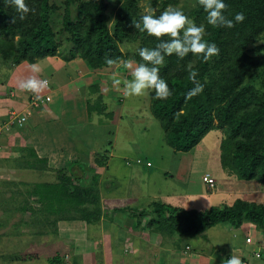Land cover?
<instances>
[{"label":"trees","instance_id":"16d2710c","mask_svg":"<svg viewBox=\"0 0 264 264\" xmlns=\"http://www.w3.org/2000/svg\"><path fill=\"white\" fill-rule=\"evenodd\" d=\"M119 2L110 21L107 0H65L62 25L56 28L52 16L57 6L51 0H26L30 10L22 20L13 6L0 0L1 58L13 67L23 61L33 63L66 51L85 59L92 69L109 66L106 57L113 58L112 65L118 63L127 56L120 45L131 41L138 31L133 19L142 15L140 0ZM193 2L194 7L181 9L197 24L205 25L204 38L214 41L219 52L207 61L191 53L183 59L174 54L166 56L159 69L165 70L164 66L168 65L175 67L164 76L172 94L161 99L153 91L151 110L161 121L166 141L175 151H191L211 128H224L228 134L222 146L224 168L233 170L239 178L264 184V53H255L259 47L251 49L254 53L247 49L264 33V0H225L226 8L222 11L228 18L241 11L245 15L243 21L231 28L207 24L202 6L198 0ZM170 3L176 7L178 0H162L160 10ZM63 35H66V44H63ZM145 38L146 35L144 44ZM62 57L68 59L67 55ZM188 62L193 63L197 79L204 85L192 97L186 96L193 86L185 68ZM17 151L20 152L14 157L17 164L48 167L47 159L39 157L33 148L18 147ZM103 159L97 157L100 163ZM77 161L58 168L57 180L35 182L28 189L41 205L30 209L42 216L38 218L40 222L54 224L55 234L59 219L94 223L103 214L98 175L92 170L88 174L84 164ZM75 166L82 174L75 171ZM129 209L139 221L149 215L146 226L164 235L196 236L221 222L235 227L251 222L264 231V204L241 198L206 209H187L160 200H153L138 211ZM59 260L60 256H55L51 261Z\"/></svg>","mask_w":264,"mask_h":264},{"label":"crops","instance_id":"0c3cea01","mask_svg":"<svg viewBox=\"0 0 264 264\" xmlns=\"http://www.w3.org/2000/svg\"><path fill=\"white\" fill-rule=\"evenodd\" d=\"M37 61H40L41 65L39 73L32 72L28 61L17 64L16 69H22V72H17L15 80L25 79L33 74L41 79L40 73L51 68L50 73L55 80L53 79V82L51 76H44L43 79H47L49 84L39 93L40 98L45 99L48 95L50 99L45 100L41 105L33 106L31 98L34 94L15 85L16 81L8 79L4 84L0 82V147L2 146L0 157L2 154L10 155L11 158L18 157L20 155L17 151L18 147L25 146L33 148L39 157L47 158L51 165L60 163L63 167L78 160L77 162L84 164L86 170L89 167L92 170L94 166L91 164V167L90 162L83 159V156L88 154L89 159L92 157L90 152L92 148L83 138L87 134L83 129L91 124L89 118L92 113L87 98L89 97L87 86H92L99 93V87H101L102 93H105L108 88L103 87L101 83L104 79L108 81V78L103 77V70L86 67L78 58L68 60V64L59 56H48ZM70 62L74 64L71 65ZM76 67L79 71L83 70L75 72ZM16 69L13 70L14 73ZM112 74L121 76L115 72ZM113 75L109 79H112ZM83 86L86 87V92ZM104 96L109 100L114 99L112 94L108 96L106 93ZM29 111L27 120L19 125L17 117ZM85 138L88 140L90 137L85 136ZM110 156L115 157L112 153ZM9 157L5 158L7 159L5 165H19L15 159ZM118 159L122 166L126 164V158L118 156ZM147 161L151 160L145 159V162ZM145 164L152 167L154 163ZM20 166L17 167L21 170L19 173L28 168ZM97 167L95 169L99 171ZM131 173L137 175L138 171ZM210 174L216 178L215 175ZM133 175L131 174V177H135ZM53 176L54 178L48 181L57 180L56 172ZM20 178L23 179V177ZM108 179L111 181V186L108 190L106 186L101 190L103 214L100 221L88 223L82 219H73L57 222L59 225L58 237H56L57 247L53 254L51 253V257L60 256L62 262H50L40 258L37 264H147L148 262L161 264L163 258L166 259L165 264H221L222 260L231 254L239 256L242 263L264 264V231L251 222H244L236 227L231 223H218L208 228L213 229V232L208 233L205 230L195 236L204 240L206 247H200L199 241L198 244L189 240L183 242L182 236L164 235L148 227L142 233L143 235H140L137 230L142 229L141 225H145L144 219L139 221L129 208L138 211L153 200L160 199L165 203L191 209L194 206L183 205L187 193L190 192L172 188L167 192H150V195L138 190L129 192L124 190L118 193L113 186L116 181L111 176H108ZM230 185L233 186L232 188L237 185L235 189L239 193L234 194L233 199L237 196L264 204L262 197H259L258 201L253 197V195L257 197L259 193L262 194L263 184L255 180H245L235 181ZM208 187L211 191L203 192L207 200L227 192L216 190L217 184L214 188ZM247 236H252L253 241L247 242ZM255 251H259L260 256H257ZM16 263L18 262L6 264ZM27 264H33V262Z\"/></svg>","mask_w":264,"mask_h":264},{"label":"rangeland","instance_id":"374dc122","mask_svg":"<svg viewBox=\"0 0 264 264\" xmlns=\"http://www.w3.org/2000/svg\"><path fill=\"white\" fill-rule=\"evenodd\" d=\"M51 1L57 6L56 10L53 12L52 19L54 25L58 28L62 25V19L65 13V0ZM119 1L120 0H107V2H109V14L111 15L110 21L115 17L119 7L118 5L121 3ZM140 1L142 5L140 11L142 14L145 10L154 9L155 12L161 11L160 2L162 0H157L155 3H152V0ZM193 1L194 0H178L176 7L178 6L183 9L192 8L195 6V2ZM170 5L175 6L171 3ZM73 12L75 13V10ZM138 31L134 34L133 32L131 33L133 34V39L131 41L129 40L120 45L122 50L127 54L126 57L121 59L118 63L98 69L103 70V77L108 78V81L104 79L101 83L103 87L108 88V90L102 93L101 87H99V93L92 86H87L89 96L87 98L92 113L89 118L91 124H88V126L83 129V131L87 133L83 138L92 148L89 147L92 157L89 159L88 154L86 156L84 155L83 159L88 160L90 165L92 164L94 166L92 168V173L98 175L97 185L100 198L102 196L101 190L103 187L106 186L105 188L108 190V187L111 186V181L108 179V176H111L113 180L116 181L113 183V186L116 187L115 189L118 193H122L121 191L124 190L128 192L131 190H138L143 194L147 193L150 195V192H167V190L175 188L183 192H190L187 193L183 205H191L194 206L195 209H206L212 206L232 203L235 199L239 198L236 196L237 198L235 197V199H233V195L239 193L236 190L237 185L235 189L232 188L233 186L230 184L235 181L242 182L245 181V179L234 175L233 170L229 171L224 168L222 146L228 138L225 129L220 126L218 128L213 127L191 151H175L166 141L161 121L151 110L153 90H146L142 95H125L123 80L125 78H130V69L124 66V61H131L132 64L135 65L141 60L136 52L137 46L152 47L156 42L155 37L149 36L146 32L140 31L138 33ZM145 35L147 38H145L144 44ZM65 37L66 35L61 37L63 44L68 43ZM249 48L250 51L251 49L254 51L258 48L255 53H264V33L261 34V37L253 40L248 45L247 49L249 50ZM63 55L68 56V59L64 58L67 64L68 60L71 61L78 58L83 62L84 66H90L88 62L79 55L73 57L70 52L66 51L57 54L60 58H63ZM1 57L0 55L1 84H4L9 79L11 81H16L15 85L19 87L20 79L15 80V78L17 72H22V69H16L18 66L12 67L10 63L4 62ZM28 64L31 65L30 62H28ZM69 64L72 65L74 63L70 62ZM164 67L165 70L159 69L162 77L175 70V67L170 65ZM15 69L16 71L14 73L13 70ZM51 70L52 69L49 68V70L41 72V79H43L44 76H51L53 81L54 76L50 73ZM74 70L75 72H80L83 69L79 71L76 67ZM113 72L121 75L119 76L121 79L120 85H114L113 82L111 83L112 79L109 78L113 75ZM83 88L86 92V87L83 86ZM106 93L108 96L112 94L114 99H107L104 96ZM93 96L95 97L94 100L92 99ZM216 123L217 120H215V124ZM85 136L90 138L87 140ZM111 153L114 154L115 157L112 158L110 156ZM9 156L10 155L2 154L0 157V264L15 262H18L16 264H27L31 261L33 264H37L40 262V258L41 260L47 259L52 262L51 260L55 256L51 257V253L53 254L54 249L57 247L56 237H58L57 233L55 234L54 232L55 226L52 223L40 222L39 219H41L42 216L39 217L38 212L34 214L33 210L30 209V206L34 205L36 208H39L41 205L39 206L36 198L28 193V189H32L36 181H48L54 178L53 175L58 168H61V164L57 162V165H51L46 158L48 166L46 169L28 167L29 169L26 168L19 173L21 170L17 167L20 165H5V160H7L5 158ZM118 156L124 159L126 158V164L122 163L124 164L122 166ZM97 157L102 159L104 157L102 163L97 161ZM11 159H14V156ZM139 159L141 160L140 162ZM145 159L151 160L154 163L153 166H146ZM39 164L42 165V163ZM96 167L99 171H96ZM90 170L89 167L86 172L90 174ZM75 171L82 174L81 169H76ZM135 171H138L137 175L131 173ZM207 172L216 176V190H226L227 192L221 194L219 197L214 196L207 200L203 195V192L207 191V193H209L211 191L208 187L209 185L207 186L206 182L203 180V175ZM131 174L135 177H131ZM20 177H23V179ZM103 183L106 184L104 185ZM253 197L256 201H258L259 197H262L264 202V191H262V194L259 193L257 197L256 195H253ZM24 206H26L25 210H23ZM148 218L149 215L143 218V223L145 222V225H141L142 229H136L137 233L140 235H143L142 233L147 228L146 223ZM61 220L73 219H59L58 222ZM221 223L229 224L228 222ZM56 228L59 229V225H56ZM212 230L213 229H207L206 231L210 233L213 232ZM193 237L197 239L195 240ZM182 240L183 242L189 240V242H196L197 244L199 241L201 242L200 247H206V242L200 239V237L183 236ZM143 247H145V245H143ZM143 261H145V259ZM165 261L166 259L163 258L160 263L165 264ZM57 262L61 263L62 260ZM65 262L67 261L65 260ZM147 264L150 263L148 262Z\"/></svg>","mask_w":264,"mask_h":264},{"label":"clouds","instance_id":"9594fccd","mask_svg":"<svg viewBox=\"0 0 264 264\" xmlns=\"http://www.w3.org/2000/svg\"><path fill=\"white\" fill-rule=\"evenodd\" d=\"M5 4L13 6L19 13L22 20L25 14L30 10L26 0H4ZM202 6L207 24L212 26L233 27L235 23L244 20L245 15L236 12L233 18H228L223 9L226 8L225 0H198ZM15 20L16 17L14 16ZM134 27L146 32L149 36L156 38L155 45L137 46L136 52L141 60L135 65L131 61H124V66L130 69V78L123 80L125 95H142L146 90H153L157 98H167L172 94L168 81L160 75L159 66L163 65L166 56L175 55L183 59L189 53L193 56H199L207 61L218 54L219 48L214 41L204 38L205 25L197 24L190 18L183 9L168 5L159 14L155 10H145L139 19H133ZM113 58L106 57V63L111 65ZM188 79L192 82V87L186 92L187 97L197 95L203 90L204 85L197 79V69L192 62L185 65ZM33 73L41 71L40 61H34L31 64ZM114 85H120L119 76L113 75ZM47 79H40L33 74L19 81V87L34 94V99L39 100V93L48 86ZM94 100L95 97L93 96ZM204 176V175H203ZM221 264H242L241 258L231 254L222 260Z\"/></svg>","mask_w":264,"mask_h":264},{"label":"built area","instance_id":"2783aa9c","mask_svg":"<svg viewBox=\"0 0 264 264\" xmlns=\"http://www.w3.org/2000/svg\"><path fill=\"white\" fill-rule=\"evenodd\" d=\"M48 99H50V97L47 95L46 96V98L45 99H43V98H40L39 100H35L33 97L31 98V104L33 105V106H39V105H41L42 103H44V101L45 100H48ZM30 113V111L29 112H27V114H25V113H23V114H21V115H19L18 117H17V122H18V124H20V125H22L26 120H27V115ZM141 160L139 159V162H140ZM151 162H147V164H150ZM203 180L211 187V188H214L215 187V184H216V179H215V177L214 176H212L210 173H205L204 174V176H203ZM246 241L247 242H252L253 241V237L252 236H247L246 237ZM255 254L257 255V256H260V252L259 251H255ZM242 264H246L245 262H243Z\"/></svg>","mask_w":264,"mask_h":264}]
</instances>
